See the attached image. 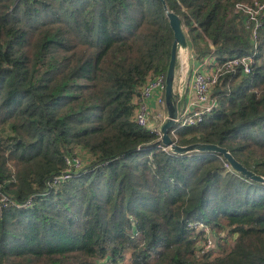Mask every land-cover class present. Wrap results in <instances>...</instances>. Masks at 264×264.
<instances>
[{"label":"trees","instance_id":"trees-1","mask_svg":"<svg viewBox=\"0 0 264 264\" xmlns=\"http://www.w3.org/2000/svg\"><path fill=\"white\" fill-rule=\"evenodd\" d=\"M164 1L197 60L254 57L176 144L219 146L264 178V14L253 42L235 10L253 0ZM173 42L160 0H0V264H264V186L216 153L167 154L134 122ZM77 155L85 167L49 186Z\"/></svg>","mask_w":264,"mask_h":264},{"label":"built area","instance_id":"built-area-1","mask_svg":"<svg viewBox=\"0 0 264 264\" xmlns=\"http://www.w3.org/2000/svg\"><path fill=\"white\" fill-rule=\"evenodd\" d=\"M18 1V0H15ZM235 10L243 15L247 28L251 31L253 42L257 39V31L261 27V18L264 14V1L253 0L249 3H237ZM255 48V47H254ZM197 57L188 48H179L177 51L176 67L178 68L177 91L179 98L188 89L192 91L187 103L182 106L181 112L173 121V127L168 135L176 144V131L183 128L197 127L202 124L208 115L217 107L215 90L220 79L225 75H235L241 72L250 75L254 63L253 56L233 57L218 64L213 56L201 59L203 70L195 69L191 71L190 61ZM197 60V59H196ZM165 92V75H152L139 89L138 95L134 99V122L138 127L148 130L158 138L157 145L163 152L171 154L170 147L161 144V127L167 120V113L162 106ZM84 156L68 157L65 159L66 168L62 174L54 177L49 186L55 188L60 183L71 179L74 174L82 170L88 162ZM224 167L229 169V165L224 163ZM231 169V168H230ZM11 204L7 195L0 192V209ZM29 204V202L27 203ZM198 231H204L206 240L198 245L201 253L215 248V241L208 229L202 224L193 223L189 225ZM207 234L210 235L207 238ZM101 264H115L111 261H104Z\"/></svg>","mask_w":264,"mask_h":264},{"label":"water","instance_id":"water-1","mask_svg":"<svg viewBox=\"0 0 264 264\" xmlns=\"http://www.w3.org/2000/svg\"><path fill=\"white\" fill-rule=\"evenodd\" d=\"M160 2L162 3L166 11V18L168 20L169 26L172 30L174 37V42L170 53V61L165 76L164 100L167 108V120L162 125L160 130L162 134L161 144L165 147H170L172 154L178 156L189 155L198 152L219 154L223 157V159L227 162V164L231 167L234 172L252 182L264 186L263 177L258 176L243 167L238 161L233 158V156L226 149L210 144H194L189 145L187 147H180L177 144L173 143V141L170 139L168 132L170 129H172L173 121L181 112L182 108V103L180 101L179 95L173 92V81L177 60V51L179 48H187V41L186 36L183 32L182 22L180 18L177 15L168 11L164 0H160ZM214 93L215 95L219 94L220 89H216Z\"/></svg>","mask_w":264,"mask_h":264},{"label":"crops","instance_id":"crops-1","mask_svg":"<svg viewBox=\"0 0 264 264\" xmlns=\"http://www.w3.org/2000/svg\"><path fill=\"white\" fill-rule=\"evenodd\" d=\"M194 63L191 64V71L195 70V69H200L203 70L204 67H201V59L200 60H196L193 59ZM192 91L190 92L188 89L186 90V92L180 97V101L182 103V106L184 107V105L187 103V101L189 100V97L191 95Z\"/></svg>","mask_w":264,"mask_h":264},{"label":"rangeland","instance_id":"rangeland-1","mask_svg":"<svg viewBox=\"0 0 264 264\" xmlns=\"http://www.w3.org/2000/svg\"><path fill=\"white\" fill-rule=\"evenodd\" d=\"M192 63H194L193 59L190 61V66ZM177 80H178V68L175 67L174 81H173V92L174 93H176V91H177ZM209 237H210V235L207 234V238H209Z\"/></svg>","mask_w":264,"mask_h":264}]
</instances>
